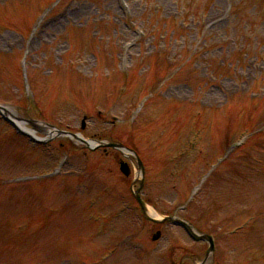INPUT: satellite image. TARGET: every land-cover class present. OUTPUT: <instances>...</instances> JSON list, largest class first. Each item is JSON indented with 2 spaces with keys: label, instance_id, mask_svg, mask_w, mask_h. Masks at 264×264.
<instances>
[{
  "label": "rangeland",
  "instance_id": "obj_1",
  "mask_svg": "<svg viewBox=\"0 0 264 264\" xmlns=\"http://www.w3.org/2000/svg\"><path fill=\"white\" fill-rule=\"evenodd\" d=\"M126 3L127 13L117 0H0V106L43 142L56 129L133 147L147 168L142 198L162 217L187 206L178 215L214 237L207 264H264V0ZM243 124L255 129V160L231 152L225 168ZM199 137L201 154L186 156ZM51 141L34 144L0 113V264L132 259L158 229L140 228L122 152ZM199 178L204 192L188 204ZM161 227L141 264L205 260L207 244Z\"/></svg>",
  "mask_w": 264,
  "mask_h": 264
},
{
  "label": "bare ground",
  "instance_id": "obj_2",
  "mask_svg": "<svg viewBox=\"0 0 264 264\" xmlns=\"http://www.w3.org/2000/svg\"><path fill=\"white\" fill-rule=\"evenodd\" d=\"M20 127L24 128V125L22 124H18ZM52 134V133H51ZM91 145H94L96 143H90ZM126 155H128L127 152H125ZM147 215L153 219H160L161 217H159L158 213L156 211H154L153 209L151 208H148V211H147Z\"/></svg>",
  "mask_w": 264,
  "mask_h": 264
}]
</instances>
